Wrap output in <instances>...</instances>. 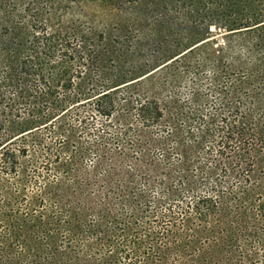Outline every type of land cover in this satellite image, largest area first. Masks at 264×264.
Masks as SVG:
<instances>
[{
  "label": "trees",
  "instance_id": "trees-1",
  "mask_svg": "<svg viewBox=\"0 0 264 264\" xmlns=\"http://www.w3.org/2000/svg\"><path fill=\"white\" fill-rule=\"evenodd\" d=\"M0 264H264V0H0Z\"/></svg>",
  "mask_w": 264,
  "mask_h": 264
},
{
  "label": "rangeland",
  "instance_id": "rangeland-1",
  "mask_svg": "<svg viewBox=\"0 0 264 264\" xmlns=\"http://www.w3.org/2000/svg\"><path fill=\"white\" fill-rule=\"evenodd\" d=\"M87 165H91V162L89 160L86 161Z\"/></svg>",
  "mask_w": 264,
  "mask_h": 264
}]
</instances>
